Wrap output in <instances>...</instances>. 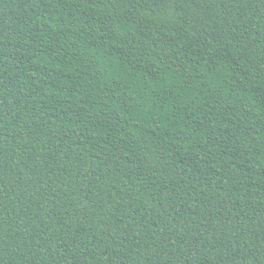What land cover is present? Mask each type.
Masks as SVG:
<instances>
[{
    "label": "trees",
    "instance_id": "trees-1",
    "mask_svg": "<svg viewBox=\"0 0 264 264\" xmlns=\"http://www.w3.org/2000/svg\"><path fill=\"white\" fill-rule=\"evenodd\" d=\"M0 264H264V0H0Z\"/></svg>",
    "mask_w": 264,
    "mask_h": 264
}]
</instances>
